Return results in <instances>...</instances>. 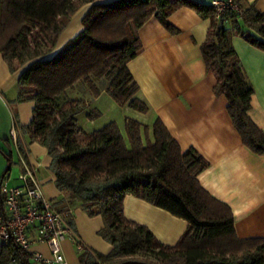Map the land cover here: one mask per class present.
Wrapping results in <instances>:
<instances>
[{
    "label": "trees",
    "instance_id": "trees-1",
    "mask_svg": "<svg viewBox=\"0 0 264 264\" xmlns=\"http://www.w3.org/2000/svg\"><path fill=\"white\" fill-rule=\"evenodd\" d=\"M94 1L0 0V54L11 71L26 66L17 80L15 101L34 102L29 124L15 126L29 135V142L46 147L48 168L63 195L58 209L68 212L72 203H78L88 216L100 215L103 226L97 233L112 245L107 254L84 246L78 251L80 261L264 264V238L237 237L230 207L211 196L197 179L208 162L192 147L182 151L159 118L152 123L151 135L148 126L128 118L126 139L115 121L78 138L82 131L76 120L87 102L102 92L94 79L104 77L109 82L103 91L116 103L148 111L147 103L136 96L138 85L127 68L142 49L137 31L154 16L175 33L167 17L185 6L209 19L201 54L216 78L213 93L227 99V112L242 143L264 155V132L248 116L253 87L231 42L238 35L264 50V13L248 0H234L244 8L241 19L227 12L219 20L209 3L195 0ZM87 3L92 4L82 17L83 28L50 56L71 16ZM77 93L81 97H71ZM98 115V111L87 113L91 119ZM6 144L10 149L2 152L10 166L14 144L26 160V149L18 139ZM9 170L7 166L2 177ZM127 194L187 221L178 241L163 244L146 226L127 219L123 214ZM67 221L74 227L69 213ZM30 263L29 254L14 243L0 249V264Z\"/></svg>",
    "mask_w": 264,
    "mask_h": 264
},
{
    "label": "crops",
    "instance_id": "crops-1",
    "mask_svg": "<svg viewBox=\"0 0 264 264\" xmlns=\"http://www.w3.org/2000/svg\"><path fill=\"white\" fill-rule=\"evenodd\" d=\"M109 1L112 0L92 3ZM248 1L264 13V0ZM92 3L83 4L76 10V16H71L53 49L62 47L83 28L80 18ZM167 21L176 29L175 33L169 32L154 16L137 31L142 49L127 62V68L138 85L136 96L147 103L148 111L135 110L134 118L127 119L133 118L148 126L151 135L152 123L159 118L182 151L194 148L208 162L197 179L211 196L230 207L237 237L264 238V155L253 153L242 143L227 112V99L213 93L216 78L206 69L201 54L209 19L183 6L173 10ZM231 42L253 87L248 116L264 132V50L238 35L232 36ZM25 67L11 71L0 54V142H16L9 132L12 128L17 131V139L26 149V160L18 154L19 173L24 164L30 167L43 193L58 208V200L63 195L56 187L54 173L48 168L50 157L46 147L37 141L28 145L29 135L15 126L16 123L27 125L33 117V101H15L17 80ZM101 95L93 96L89 101L95 102ZM3 163L0 157V169ZM10 174H6L7 180ZM14 184H18L17 177ZM68 213L73 219L77 238L84 246L101 254L112 250V245L97 233L103 226L100 215L88 216L78 203H72ZM123 214L146 226L166 245H174L187 227L183 218L132 194L123 199ZM33 248L47 255L45 246L34 245ZM62 251L64 262L61 264H82L71 241L62 242Z\"/></svg>",
    "mask_w": 264,
    "mask_h": 264
},
{
    "label": "built area",
    "instance_id": "built-area-1",
    "mask_svg": "<svg viewBox=\"0 0 264 264\" xmlns=\"http://www.w3.org/2000/svg\"><path fill=\"white\" fill-rule=\"evenodd\" d=\"M209 5L214 8L217 20L227 12L235 13L239 19L244 16V8L234 0H210ZM9 134L17 140L14 128ZM5 176L0 180V249L14 243L29 254L30 262L42 264L64 262V240L71 241L78 251L83 249L84 244L67 221L68 212L56 208L43 193L30 167L24 164L17 176L18 184L3 182ZM34 245L45 246L47 255L34 249Z\"/></svg>",
    "mask_w": 264,
    "mask_h": 264
},
{
    "label": "rangeland",
    "instance_id": "rangeland-1",
    "mask_svg": "<svg viewBox=\"0 0 264 264\" xmlns=\"http://www.w3.org/2000/svg\"><path fill=\"white\" fill-rule=\"evenodd\" d=\"M208 1H210V0H205L204 2L206 3ZM77 12L74 13L72 16H76ZM83 15H82V17H83ZM82 17L80 18V25H82V21H81ZM79 31L80 30H78L77 33H79ZM59 49H52V51L50 52V56L54 55ZM94 81L96 82L100 91H102L101 92L102 95L95 102L92 100L87 102V106L81 112H79L76 115L78 127L81 129V131L83 133V134L79 133L78 138H82V136L84 134H90L93 131L100 129L106 123H108L110 121H115L116 124L118 125L119 129L121 130V133L125 136V132H124L125 120L127 119V117H133L134 118L133 114L136 113V111L130 107L129 108L126 107L125 105L124 106L119 105L118 103H116L114 101V99L108 93L103 91L104 87L109 82V77H104L101 80L94 79ZM83 82L84 81L81 80L78 84L79 85L83 84ZM85 92H87V91L85 90ZM71 97L76 99V98L81 97V96H80V94L77 93ZM85 97H88V95H86ZM89 111H98L99 115L94 117L93 119H91L87 116V113ZM32 143L33 142H27L28 145L32 144ZM39 145L42 146L41 144H39ZM9 149H10V147H9V145L6 144V142H0V157L3 158V162H4L3 165L1 166V169H0V179L2 177V174L5 170V168L10 164V162L6 159V157L2 151L8 152ZM11 150H12V159H11L12 164H11V168L8 172L11 174H10L9 180L6 179V176L2 180L3 182L6 181V183H8L9 185L14 184V179L19 174V164H17L19 152H18V149H17L15 144L12 145ZM32 264H42V263H33L32 262Z\"/></svg>",
    "mask_w": 264,
    "mask_h": 264
},
{
    "label": "water",
    "instance_id": "water-1",
    "mask_svg": "<svg viewBox=\"0 0 264 264\" xmlns=\"http://www.w3.org/2000/svg\"><path fill=\"white\" fill-rule=\"evenodd\" d=\"M8 167H10V164L8 165ZM120 264H143V263L138 262V261H126V262H123V263H120Z\"/></svg>",
    "mask_w": 264,
    "mask_h": 264
}]
</instances>
